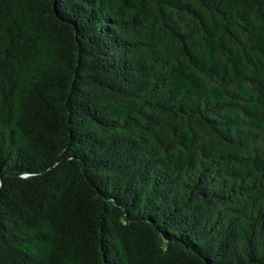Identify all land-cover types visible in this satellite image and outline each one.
<instances>
[{
    "label": "trees",
    "instance_id": "trees-1",
    "mask_svg": "<svg viewBox=\"0 0 264 264\" xmlns=\"http://www.w3.org/2000/svg\"><path fill=\"white\" fill-rule=\"evenodd\" d=\"M0 264H264V0H0Z\"/></svg>",
    "mask_w": 264,
    "mask_h": 264
}]
</instances>
